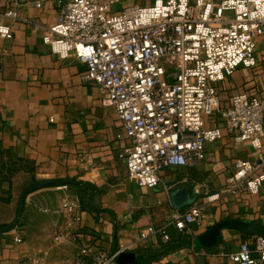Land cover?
Returning <instances> with one entry per match:
<instances>
[{
  "label": "crops",
  "instance_id": "0c3cea01",
  "mask_svg": "<svg viewBox=\"0 0 264 264\" xmlns=\"http://www.w3.org/2000/svg\"><path fill=\"white\" fill-rule=\"evenodd\" d=\"M152 1L124 0L113 11ZM36 2H42L40 8L34 7ZM7 8L8 3L0 0L4 24L9 23ZM56 18L53 3L23 0L12 38H0V225L15 217L17 190L24 183L31 179L69 182L66 191L57 190L64 186L58 184L25 197L13 228L0 233V264H73L81 248L111 254L119 245L134 241L146 226L166 221L176 210L171 193L182 187L195 197L192 203L202 207L201 225H190L189 235L171 231L172 241L167 244L158 238L139 240L128 252L134 256L133 264H231L218 254L237 250L239 243L252 236L222 230L221 239L210 248L194 247L193 242L225 219L264 225L259 197L236 195L206 202V194L218 190L237 159H254L252 149L234 143L222 128L223 137L208 147L206 161L161 170L158 184L151 189L129 182L121 151L124 142L116 140L115 112L102 104L96 85L82 79L85 65L74 55L60 60L42 43ZM245 80V72L236 71L212 86L221 107H227L235 93L254 91L243 84ZM216 124L214 119L207 121L208 127ZM262 143L264 151V139ZM196 188L202 189L198 196L193 193ZM66 195L78 201L75 214L79 220L70 226L63 213L50 217L40 210L56 207ZM58 234L66 237L56 241ZM17 236L21 243L14 242ZM201 250L206 254L201 255Z\"/></svg>",
  "mask_w": 264,
  "mask_h": 264
},
{
  "label": "built area",
  "instance_id": "2783aa9c",
  "mask_svg": "<svg viewBox=\"0 0 264 264\" xmlns=\"http://www.w3.org/2000/svg\"><path fill=\"white\" fill-rule=\"evenodd\" d=\"M5 1L9 23L0 22V38L10 40L23 0ZM42 1L57 9L42 43L60 60L74 55L85 65L82 79L96 85L102 104L115 112L116 140L124 142L128 180L151 189L161 170L206 161L208 147L222 139L224 128L234 143L252 149L254 159H237L218 190L206 194L207 204L246 195L259 197L264 205V94L235 93L228 106L221 107L212 87L240 69L257 66L258 39H264V0H153L120 11H113L118 0ZM214 116L222 122L208 127ZM57 190L66 191L67 186ZM201 191L196 188L193 193L198 196ZM77 207V199L66 195L56 207L40 210L50 217L63 213L70 226L79 220ZM203 218L202 207L192 203L160 225L146 226L134 241L111 254L78 249L73 264H115L139 240L170 243L171 231L189 235L190 225L200 226ZM65 237L58 234L55 240ZM14 242L22 239L17 236ZM218 255L231 264H264V237L252 236L237 250Z\"/></svg>",
  "mask_w": 264,
  "mask_h": 264
},
{
  "label": "water",
  "instance_id": "95a60500",
  "mask_svg": "<svg viewBox=\"0 0 264 264\" xmlns=\"http://www.w3.org/2000/svg\"><path fill=\"white\" fill-rule=\"evenodd\" d=\"M53 182H41L37 183L32 187L31 191L52 187ZM195 197H191L187 187H182L174 190L171 193V202L173 208L180 210L190 205L194 201ZM24 199H20L17 203V211L15 217L8 224L0 225V233L8 227H12L17 219L20 217L23 209ZM222 230H233L241 234L250 236H263L264 237V225L258 222L235 220V219H225L215 223L211 226L205 233L199 235L193 244L197 248H210L214 246L220 239V232ZM134 256L132 253H124L116 258L117 264H133Z\"/></svg>",
  "mask_w": 264,
  "mask_h": 264
},
{
  "label": "rangeland",
  "instance_id": "374dc122",
  "mask_svg": "<svg viewBox=\"0 0 264 264\" xmlns=\"http://www.w3.org/2000/svg\"><path fill=\"white\" fill-rule=\"evenodd\" d=\"M123 1L124 0H118L113 5V7L114 6H120V4ZM257 46H258L257 52L259 55L257 66L253 69H241L238 71L245 72L247 80H245V82L243 84L249 85V87H251L255 93L264 94V39L263 38L258 39V45ZM214 120H216L215 122H217V123L222 122V120H218L217 116H214ZM126 179H127V177H126ZM128 181L131 182L130 180H128Z\"/></svg>",
  "mask_w": 264,
  "mask_h": 264
},
{
  "label": "trees",
  "instance_id": "16d2710c",
  "mask_svg": "<svg viewBox=\"0 0 264 264\" xmlns=\"http://www.w3.org/2000/svg\"><path fill=\"white\" fill-rule=\"evenodd\" d=\"M68 181H61V182H55L54 185L57 186L58 184H68ZM37 184V182L33 179H31V181L29 183H24L18 190H17V198L18 201L20 199H25V197L30 194L32 191V187H34ZM13 227H8L6 229H4L3 231H7L12 229Z\"/></svg>",
  "mask_w": 264,
  "mask_h": 264
}]
</instances>
